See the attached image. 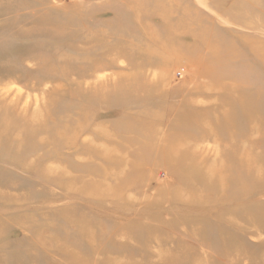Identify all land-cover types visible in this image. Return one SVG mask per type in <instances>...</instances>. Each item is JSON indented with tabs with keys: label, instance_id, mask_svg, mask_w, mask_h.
Returning <instances> with one entry per match:
<instances>
[{
	"label": "rangeland",
	"instance_id": "1",
	"mask_svg": "<svg viewBox=\"0 0 264 264\" xmlns=\"http://www.w3.org/2000/svg\"><path fill=\"white\" fill-rule=\"evenodd\" d=\"M0 264H264V0H0Z\"/></svg>",
	"mask_w": 264,
	"mask_h": 264
}]
</instances>
